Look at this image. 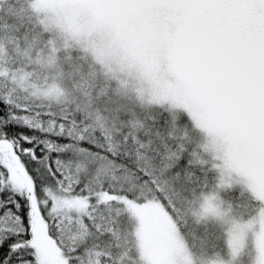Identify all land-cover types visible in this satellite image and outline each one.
I'll return each instance as SVG.
<instances>
[{"label":"snow or ice","instance_id":"obj_1","mask_svg":"<svg viewBox=\"0 0 264 264\" xmlns=\"http://www.w3.org/2000/svg\"><path fill=\"white\" fill-rule=\"evenodd\" d=\"M0 264H264V0H0Z\"/></svg>","mask_w":264,"mask_h":264}]
</instances>
